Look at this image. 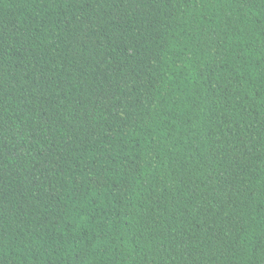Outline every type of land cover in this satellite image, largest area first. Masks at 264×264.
Listing matches in <instances>:
<instances>
[{
    "label": "trees",
    "instance_id": "obj_1",
    "mask_svg": "<svg viewBox=\"0 0 264 264\" xmlns=\"http://www.w3.org/2000/svg\"><path fill=\"white\" fill-rule=\"evenodd\" d=\"M0 264H264V0H0Z\"/></svg>",
    "mask_w": 264,
    "mask_h": 264
}]
</instances>
